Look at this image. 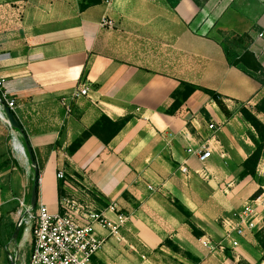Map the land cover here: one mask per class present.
Instances as JSON below:
<instances>
[{
	"label": "crops",
	"instance_id": "1",
	"mask_svg": "<svg viewBox=\"0 0 264 264\" xmlns=\"http://www.w3.org/2000/svg\"><path fill=\"white\" fill-rule=\"evenodd\" d=\"M223 35H248L264 68V0H0L2 92L28 137L38 200L56 212L63 182L65 193L80 186L115 205L106 219L126 218L119 240L96 230L103 245L95 264H264L253 240L263 227L264 187L250 200L264 151L256 177L238 178L254 150L239 108L264 124L254 112L264 86L228 64ZM232 47L237 56L244 49ZM182 83L219 100L196 90L183 101ZM0 127L29 198L28 156L1 110ZM207 146L204 163L188 152ZM7 203L0 190V220ZM247 207L254 231L229 232Z\"/></svg>",
	"mask_w": 264,
	"mask_h": 264
},
{
	"label": "built area",
	"instance_id": "2",
	"mask_svg": "<svg viewBox=\"0 0 264 264\" xmlns=\"http://www.w3.org/2000/svg\"><path fill=\"white\" fill-rule=\"evenodd\" d=\"M102 25L109 29L114 27V23L108 20H103ZM2 87L3 79L0 78L1 100L6 107L13 110L14 101L7 98L2 92ZM86 92V89L79 91L82 95ZM209 128L212 129L213 126ZM188 152L196 155L200 163H204L211 156L208 146L196 152ZM181 171L187 172L185 168ZM57 176L60 180L64 178L62 172H58ZM39 182L40 179L38 184ZM26 203L23 199L19 201L20 209L17 213L26 209ZM115 209V205L104 207L97 198H92L87 193L80 197L69 194L59 199L57 211L54 213L37 199L33 211L29 212L23 221L24 224L28 218V243L20 264H95L93 258L103 245V240L97 237L96 230H106L116 240L120 239L119 229L125 224L126 218L117 215L114 222L104 216L106 210ZM255 215V211L247 207L235 215L237 222L234 227H230L229 232H235L238 236H243L246 232L252 233L255 229ZM203 245L208 250H213L208 241H204ZM232 246L236 247L237 243L233 242Z\"/></svg>",
	"mask_w": 264,
	"mask_h": 264
},
{
	"label": "trees",
	"instance_id": "3",
	"mask_svg": "<svg viewBox=\"0 0 264 264\" xmlns=\"http://www.w3.org/2000/svg\"><path fill=\"white\" fill-rule=\"evenodd\" d=\"M233 38L234 39L231 42L232 44L231 47L234 45H239V46H244V49H243V52L239 56H237L234 52H232L229 49L230 45L225 47V56H226V60L228 64L232 67L241 66L246 72L257 75L260 78V84L264 86V68L257 61L254 54L247 49L248 44L250 43V37L248 35H242L240 37L233 36ZM181 85H182L181 88L184 91L182 92V96H184L183 101H185L188 98V96H190L196 90H201L202 92L210 96L212 99L219 100V97L212 91L202 90L196 86H190L185 83H182ZM0 99H1V93H0ZM254 112L257 114L264 115V97L258 104H256V106L254 107ZM239 113L241 114L243 119L246 121V123L253 129V134L250 135V139L254 145V150L241 165L242 171L239 174L238 178L241 180L246 177H251L254 179L256 177L257 166L260 162L262 153L264 151V124L260 120H258V118L253 113H251L249 110L245 109L244 107L239 108ZM125 121H122V123H124ZM110 124L111 123L109 122L108 125L110 126ZM88 136H89V133L86 132L77 141H75V143L71 145L69 149V153L71 154L75 152L81 146V144L88 138ZM0 170H1V167H0ZM258 185H259V188L251 196L250 198L251 201L257 200L263 194L262 188L264 187V176L258 179ZM65 191L66 190L64 189V185L62 182L58 186L59 199L69 196V194L67 192L66 194ZM83 193L90 194L92 198H96L90 192L88 193V191L86 192L83 191ZM101 204L104 207L107 206L106 203H101ZM15 211H16L15 205H12L10 210L5 212L1 216V220H0V243L1 244L3 243L2 242L3 241L2 231L4 230L2 228L3 226L2 223L4 222V219L6 217L5 215H7V213H14ZM262 222H263V227L253 235V240L256 246L259 248V250L262 253L260 263L264 262V218ZM12 229L13 228L11 227L10 230ZM5 230L7 231L8 237L11 238L12 231L10 232L9 226H7ZM23 230H24V224L22 227V231ZM228 257L231 260H233L230 255Z\"/></svg>",
	"mask_w": 264,
	"mask_h": 264
},
{
	"label": "rangeland",
	"instance_id": "4",
	"mask_svg": "<svg viewBox=\"0 0 264 264\" xmlns=\"http://www.w3.org/2000/svg\"><path fill=\"white\" fill-rule=\"evenodd\" d=\"M13 22V21H12ZM14 23H10L12 27ZM9 26V27H10ZM223 40L226 43V47L229 46V49L233 52V47H231V42L234 39L232 35H223ZM5 122V120H2ZM16 154L12 149V140L11 137L6 136L2 128L0 127V166H1V192L8 199V203L6 205L5 212L10 210L12 205H15L16 211L14 213H7L5 215L4 222L2 223L3 232V243H0V264H9V255H13V247L9 245L10 238L8 237L7 231L5 228L9 226V230L14 228L15 222L17 220V212L20 209V200L28 201V188L25 185V175L22 171L20 162L16 160ZM80 185V184H78ZM76 191L73 192L76 196L83 195V189L79 186L76 187ZM85 192V191H84ZM262 196V195H261ZM260 196V197H261ZM256 201V200H255ZM4 212V213H5ZM13 232V229L10 232ZM20 241V239H19ZM21 242V246L24 249V252L28 243V225L26 221L24 222V230L23 237Z\"/></svg>",
	"mask_w": 264,
	"mask_h": 264
},
{
	"label": "water",
	"instance_id": "5",
	"mask_svg": "<svg viewBox=\"0 0 264 264\" xmlns=\"http://www.w3.org/2000/svg\"><path fill=\"white\" fill-rule=\"evenodd\" d=\"M0 110L2 114L5 116L10 128L17 135L19 141L21 142L23 148L27 153L28 161L30 165V172H31V185H30L29 198L26 203V209H24L23 211L17 214V220L15 222L9 243V245H12L13 247V255L12 256L9 255V264H20L22 256L24 254V249L22 248L20 242L23 237V231H22L23 221L26 215L29 212L33 211L38 199V172H37L34 155L31 146L29 144L28 137L23 127L21 126L14 112L10 110L8 107H6V105L1 99H0Z\"/></svg>",
	"mask_w": 264,
	"mask_h": 264
},
{
	"label": "bare ground",
	"instance_id": "6",
	"mask_svg": "<svg viewBox=\"0 0 264 264\" xmlns=\"http://www.w3.org/2000/svg\"><path fill=\"white\" fill-rule=\"evenodd\" d=\"M25 221H26V224L28 225V218Z\"/></svg>",
	"mask_w": 264,
	"mask_h": 264
}]
</instances>
